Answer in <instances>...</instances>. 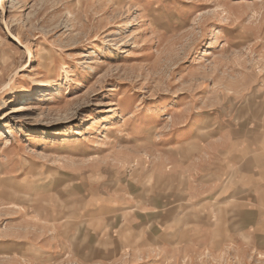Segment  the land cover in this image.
<instances>
[{"label": "rangeland", "instance_id": "374dc122", "mask_svg": "<svg viewBox=\"0 0 264 264\" xmlns=\"http://www.w3.org/2000/svg\"><path fill=\"white\" fill-rule=\"evenodd\" d=\"M263 90L264 0H0V264H264L188 197Z\"/></svg>", "mask_w": 264, "mask_h": 264}, {"label": "crops", "instance_id": "0c3cea01", "mask_svg": "<svg viewBox=\"0 0 264 264\" xmlns=\"http://www.w3.org/2000/svg\"><path fill=\"white\" fill-rule=\"evenodd\" d=\"M262 94L248 110V120L234 130L222 131L220 142L188 145L189 174L196 180L189 182L188 197L204 198L206 203L220 197L236 215L238 229L253 231L264 230V90ZM183 145H175L174 150L181 151ZM173 171L174 175L182 173L177 166ZM202 188L204 194L199 193ZM174 190L177 193L173 191V198L180 199V186ZM101 209L105 206H98L90 213H101ZM95 232L101 234L104 230Z\"/></svg>", "mask_w": 264, "mask_h": 264}]
</instances>
